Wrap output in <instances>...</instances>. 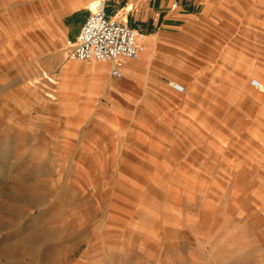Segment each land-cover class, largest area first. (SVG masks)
I'll return each mask as SVG.
<instances>
[{"label": "rangeland", "instance_id": "obj_1", "mask_svg": "<svg viewBox=\"0 0 264 264\" xmlns=\"http://www.w3.org/2000/svg\"><path fill=\"white\" fill-rule=\"evenodd\" d=\"M52 6L0 0V264H264V125L254 100L264 107V81H211L209 65L190 59L194 79L169 77L177 71L164 57L186 58L177 40L155 50L131 103L82 107L81 85L100 90L86 72L101 63L70 57L75 40L47 16ZM200 26L206 48L195 54L208 62L209 25ZM70 66L78 91L59 97ZM188 90L201 96L184 107Z\"/></svg>", "mask_w": 264, "mask_h": 264}, {"label": "crops", "instance_id": "obj_2", "mask_svg": "<svg viewBox=\"0 0 264 264\" xmlns=\"http://www.w3.org/2000/svg\"><path fill=\"white\" fill-rule=\"evenodd\" d=\"M97 1L100 0H52L53 6L47 16L60 18L62 26L66 29L68 40L74 41L84 20L93 10V6ZM102 1H104L106 11L111 17L121 23L131 25L137 30L138 43L145 50L139 52L135 59L124 65L120 78H114L111 75L112 66L109 62L104 64L105 73L87 71L89 81L95 82L100 90L96 92L89 89L85 90L84 85H81L82 90L78 98L81 99L80 104L82 107L90 106L94 99H104L105 97L113 98L117 104L127 105L131 103L137 91V83L142 81L141 71L148 70L149 67L154 65L152 62L155 60V50L167 47L171 49L172 44L177 40L184 43L180 45L186 51L184 54L186 60L178 61L171 58V54L164 57L161 63H165L170 70L177 71L168 72L163 69L169 77L182 75L189 76L188 79H194L198 70L191 67L192 64L187 61V59H190L200 65H209L208 70L211 81L241 84L257 77L264 81V0ZM175 3H177L176 7L174 6ZM73 17L78 19L77 24L69 27ZM202 22H208L209 25L208 49L210 54L208 62L195 54L196 51H202L206 48L203 44L199 46L195 36L203 35L200 26ZM43 25L49 28V31L55 30V26L50 19L46 20ZM189 54H192L193 57L188 56ZM91 62L89 61L87 66ZM66 64L67 62L64 66ZM76 67H68L59 77V97L64 91H69V93L78 91L77 86L74 84L77 82L74 77L76 76L74 74ZM122 78L129 83V90H123L121 83L114 82V80ZM158 84L164 87L163 81H158ZM249 86L251 89H255L250 85V82ZM255 90L257 93L263 92ZM186 92L188 94L180 99L184 103V107L188 98L201 96L196 95L191 90ZM246 92L251 93L249 90ZM217 93L215 91L212 96H216ZM227 94L230 97L239 95L234 90L228 91ZM254 97V100H258V124L264 125L263 103L255 95ZM191 106L195 108L196 103ZM97 107L98 109L94 113L100 115L103 108L100 105H97ZM185 112L188 116L191 115L190 109ZM73 113H77V111L74 110Z\"/></svg>", "mask_w": 264, "mask_h": 264}, {"label": "built area", "instance_id": "obj_3", "mask_svg": "<svg viewBox=\"0 0 264 264\" xmlns=\"http://www.w3.org/2000/svg\"><path fill=\"white\" fill-rule=\"evenodd\" d=\"M177 6V3L174 4ZM140 51L138 32L131 25L121 23L111 17L104 1L98 4L84 20L74 43L70 57L80 62H109L111 75L114 78L122 76L124 65L137 57ZM169 87L177 93H183V84L171 81ZM252 86L262 91L257 80L252 81Z\"/></svg>", "mask_w": 264, "mask_h": 264}, {"label": "bare ground", "instance_id": "obj_4", "mask_svg": "<svg viewBox=\"0 0 264 264\" xmlns=\"http://www.w3.org/2000/svg\"><path fill=\"white\" fill-rule=\"evenodd\" d=\"M103 1H98V2H96L95 4H94V6H93V10L95 9V7L98 5V4H101ZM155 41V40H154ZM156 42V41H155ZM142 50H145L144 48L142 49V46L140 45V53H141V51ZM150 54V53H149ZM91 62V61H90ZM99 63H101V64H96V65H93L92 67H93V70L95 71V72H97V73H105V70H104V64H106L107 62H99Z\"/></svg>", "mask_w": 264, "mask_h": 264}]
</instances>
